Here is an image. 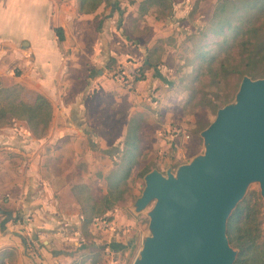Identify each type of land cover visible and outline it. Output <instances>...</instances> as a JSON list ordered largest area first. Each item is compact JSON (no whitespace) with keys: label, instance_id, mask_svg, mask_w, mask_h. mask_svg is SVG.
I'll use <instances>...</instances> for the list:
<instances>
[{"label":"crops","instance_id":"crops-1","mask_svg":"<svg viewBox=\"0 0 264 264\" xmlns=\"http://www.w3.org/2000/svg\"><path fill=\"white\" fill-rule=\"evenodd\" d=\"M137 1L103 0L83 13L76 0H0V84L39 92L52 105L41 137L16 122L0 126V249L13 248L11 264H80L82 259L81 264H88L85 255L92 249L78 260L75 251L60 250L77 233L80 218L70 187L91 179L77 163L90 161L91 143L120 144L127 119L139 111L148 88L162 85L161 74L152 67L142 79H130L144 59V48L167 34L152 9L137 12ZM186 5L187 0H172L166 18L171 27L184 20ZM54 27L60 28V39ZM119 68L126 72L127 84L114 78ZM145 125L143 119L140 156ZM119 149L111 146L106 154L115 158ZM89 191L97 198L105 190L98 195ZM127 202L118 200L106 211L109 226L125 223L129 230L127 223L133 222ZM100 220L95 218L89 229ZM20 233L30 234L31 251L22 246Z\"/></svg>","mask_w":264,"mask_h":264},{"label":"trees","instance_id":"trees-1","mask_svg":"<svg viewBox=\"0 0 264 264\" xmlns=\"http://www.w3.org/2000/svg\"><path fill=\"white\" fill-rule=\"evenodd\" d=\"M103 0H76L77 10L87 13L93 11ZM133 1V0H130ZM154 11L157 19L167 18L172 10V0H138L136 10L146 13ZM56 37L61 38L60 28H53ZM192 38L187 84L190 99L199 104L216 109L228 91L206 96L207 89L233 88L243 74L251 78L264 75V0H216L204 26L187 34ZM162 37L144 48L143 61L134 66L130 75L132 81L142 79L147 68H154L161 62ZM112 61V59H109ZM210 87V88H209ZM19 84H0V126L12 119L22 120L32 136L38 138L45 134L52 115V105L39 92H33L30 99H24ZM143 118L135 112L127 119L120 149L113 166L104 175L106 188L97 198H93L85 182L72 183L70 189L78 204L79 229L85 238L90 234L89 224L95 218L109 220L106 211L129 192L127 178L131 169L138 164L140 156L138 130ZM153 166L143 164L137 174L142 176ZM259 198L245 195L237 202L226 219L225 234L228 243L236 249L232 264H264V244L256 242L258 237ZM23 242V236H20ZM88 264H96L98 250L85 255ZM11 247L0 249V264H11ZM84 259L80 261L83 262Z\"/></svg>","mask_w":264,"mask_h":264},{"label":"water","instance_id":"water-1","mask_svg":"<svg viewBox=\"0 0 264 264\" xmlns=\"http://www.w3.org/2000/svg\"><path fill=\"white\" fill-rule=\"evenodd\" d=\"M203 150L164 171L150 168L134 198L147 230L130 264H232L226 219L249 182L264 207V75L243 74L233 99L199 131Z\"/></svg>","mask_w":264,"mask_h":264},{"label":"rangeland","instance_id":"rangeland-1","mask_svg":"<svg viewBox=\"0 0 264 264\" xmlns=\"http://www.w3.org/2000/svg\"><path fill=\"white\" fill-rule=\"evenodd\" d=\"M215 1L187 0V5L182 16L184 20H177L174 27H171L167 22L170 21V18L169 20L166 18L161 20L162 26H167V34L162 37L161 62L153 69L155 73L161 74L162 85L151 90L148 88L146 99L140 104L139 111H136L140 113L146 123L145 126L148 127L145 130L146 138H144L139 162L131 169V173L127 178L129 192L123 197L124 200L128 201V204H131L132 213H127L128 215L131 214L133 223H127L130 227L129 230H125V223L118 224L113 222L108 228H101L98 224H95L89 229L90 234L85 238L80 232L78 223L76 225L77 233H72V237L67 241V244L60 248L64 252L75 251L76 260L80 258V253L92 249L99 252V259L97 261L99 264H130L140 247L141 237L144 234H148V217L145 211L151 205V202H149L144 209L137 212L132 208V202L140 193L143 186V178L136 173L137 170L143 164H151L154 167H160L161 171H164L168 163L174 169L177 164L186 162L193 155L202 152L203 146L199 131L212 120L216 109L199 104L196 100L199 98L200 93L196 94V99L189 98V90L185 83H188L189 80L188 70L190 66L186 61L191 55L193 39L186 36L197 28L204 26ZM174 22L175 20L171 23ZM188 24L190 28L183 29V26H187ZM124 77L128 80L125 74ZM120 83L127 84V81ZM211 88L207 89L206 96L213 94L209 93L210 91L217 92L218 94L228 91V98L224 99V103L233 99L235 92L233 88L218 89L212 86ZM157 89L160 92L157 91V94L153 95ZM21 94L24 99L28 100L32 97L33 93L23 89ZM12 122L25 126L21 120L12 119L8 123ZM172 129L175 131H171ZM185 133L188 135L186 138L184 137ZM141 139L143 141V138ZM88 145L86 144L85 147H88ZM89 146L91 147L90 161L81 159L78 161L77 166L79 170L82 169L81 171L91 178L87 185H89L93 194L98 195L106 188L104 175L113 166L112 161L117 159V154H115V158H111L106 154V150L111 146L119 147L120 144L95 142ZM96 180L98 183L93 187V183ZM248 194H251V199L254 197L259 198L258 200L261 204L258 213L259 228L256 242L259 245H263L264 207L261 203L257 182L251 181L248 183L243 197ZM19 236H23L24 238V241H21L22 246L31 251L33 243L30 234L20 233Z\"/></svg>","mask_w":264,"mask_h":264},{"label":"built area","instance_id":"built-area-1","mask_svg":"<svg viewBox=\"0 0 264 264\" xmlns=\"http://www.w3.org/2000/svg\"><path fill=\"white\" fill-rule=\"evenodd\" d=\"M132 72V70H131ZM124 74L126 75V72H124V70H121L120 68L115 70L114 72V78L117 80V81H120V82H126L127 80L125 79L124 77ZM171 131H175V130H171ZM184 135V134H183ZM188 135L185 133L184 137H187ZM99 227L101 228H108L109 227V221L107 220H100L99 222Z\"/></svg>","mask_w":264,"mask_h":264}]
</instances>
